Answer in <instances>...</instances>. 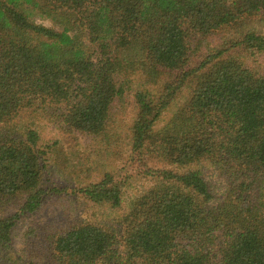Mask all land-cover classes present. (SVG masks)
Listing matches in <instances>:
<instances>
[{
    "label": "trees",
    "instance_id": "trees-1",
    "mask_svg": "<svg viewBox=\"0 0 264 264\" xmlns=\"http://www.w3.org/2000/svg\"><path fill=\"white\" fill-rule=\"evenodd\" d=\"M261 14L264 0H0V199L19 204L0 216V264L21 258L11 246L21 215L58 192L42 183L52 145L34 119L102 143L115 135L113 106L131 94V77L156 85L164 71L173 78L158 92L132 93L129 158L152 186L109 223L48 235L26 264H264V72L225 54L264 51V31L244 28ZM227 29L236 37L226 47H192ZM202 162L225 181L214 205ZM73 191L112 210L122 204L108 171Z\"/></svg>",
    "mask_w": 264,
    "mask_h": 264
},
{
    "label": "rangeland",
    "instance_id": "rangeland-1",
    "mask_svg": "<svg viewBox=\"0 0 264 264\" xmlns=\"http://www.w3.org/2000/svg\"><path fill=\"white\" fill-rule=\"evenodd\" d=\"M262 19H264L262 14L251 17L246 21L244 28L264 31ZM34 20L37 23L53 26L50 20L39 19L36 16ZM196 37L198 40L199 37ZM235 37V31L227 29L200 37L201 41L198 45L194 38L191 43L192 47H197L200 54L207 49L226 47ZM225 54H232L234 57L236 55L250 68L260 73L264 72V51L251 56L248 51L230 48ZM131 78L133 79L131 94L127 92L124 101L113 106L110 130L115 135H110L108 140H103L102 143L99 138L92 135L59 127V123L41 115L34 119L33 127L37 129L41 143L52 145L47 148L48 170L44 172L42 183L44 187L57 188L58 192L50 191L38 210L21 215L18 220L11 245L14 252L21 254L18 264H26L28 256L30 261H36L33 250L36 252L40 247L46 246L48 235L63 232L74 225L86 222L109 223L127 209L132 199L152 186V178L142 174L141 165L129 158L128 133L136 111L132 102V93L135 88H146L155 94L165 82L173 78V75L164 71L158 76L156 85L144 83L140 73H135ZM187 93V88H183L170 103L168 110L162 114L159 127L166 122L174 109L182 104ZM54 141H57L55 145H53ZM198 168L210 186L213 194L212 204H217L224 195L226 187L224 179L208 162H202ZM105 171L110 172L121 185L122 204L116 210L96 204L73 191L81 184L97 181ZM18 205L16 202H5L0 199V216L15 212Z\"/></svg>",
    "mask_w": 264,
    "mask_h": 264
}]
</instances>
